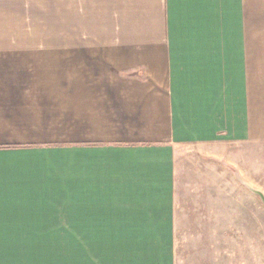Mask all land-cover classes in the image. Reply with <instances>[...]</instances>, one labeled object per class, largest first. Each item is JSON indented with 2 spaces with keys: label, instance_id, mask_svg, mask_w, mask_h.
I'll list each match as a JSON object with an SVG mask.
<instances>
[{
  "label": "crops",
  "instance_id": "obj_1",
  "mask_svg": "<svg viewBox=\"0 0 264 264\" xmlns=\"http://www.w3.org/2000/svg\"><path fill=\"white\" fill-rule=\"evenodd\" d=\"M72 5L86 47L23 59L45 125L20 142L0 118V264H178L213 158L264 192V0Z\"/></svg>",
  "mask_w": 264,
  "mask_h": 264
},
{
  "label": "rangeland",
  "instance_id": "obj_2",
  "mask_svg": "<svg viewBox=\"0 0 264 264\" xmlns=\"http://www.w3.org/2000/svg\"><path fill=\"white\" fill-rule=\"evenodd\" d=\"M73 9L72 0H0L1 104H5V99H10L7 95L18 96V107L3 105L1 109L0 106V118L9 123L8 126L12 128L9 130L15 129V136L20 137V142L39 133L45 124L34 121H42L46 109L35 106L27 98L41 94L38 90L46 84L39 82L42 79L37 70L29 73V68L23 66L24 56L38 53L71 54L78 43L79 48L86 47L87 35L85 28H81L85 21L80 18L78 21ZM256 35L259 34L256 32ZM66 56L67 61L71 59L69 55ZM50 68L47 67V70ZM15 75L18 78L11 81ZM10 87L18 88L17 93L9 92ZM44 89L47 91L48 87ZM6 110L14 111L7 112L8 116L5 117ZM63 128L61 126L59 131ZM63 131L65 133H61L64 135L69 134L65 128ZM213 159L222 163L221 168L228 172L223 171L222 188L209 189L206 194L203 190L202 200L210 205H197L195 207L199 211L191 213L190 219L184 217L177 241L178 264H264V205L247 185L261 192L263 190L246 181L229 160L220 162ZM216 171L220 174L219 169ZM228 173L233 175V183ZM213 175V180L216 176L219 178L218 174ZM216 181L219 186V179ZM257 181L261 184V176L258 175ZM190 192L193 193L194 189ZM189 196L193 199L194 193ZM1 239L5 242L8 238Z\"/></svg>",
  "mask_w": 264,
  "mask_h": 264
},
{
  "label": "water",
  "instance_id": "obj_3",
  "mask_svg": "<svg viewBox=\"0 0 264 264\" xmlns=\"http://www.w3.org/2000/svg\"><path fill=\"white\" fill-rule=\"evenodd\" d=\"M247 187H248V189H249L252 193H254L255 195H257V196L261 199V201H262V203H263V205H264V193L261 192V191H259V190L254 189V188H252V187H250V186H248V185H247Z\"/></svg>",
  "mask_w": 264,
  "mask_h": 264
}]
</instances>
